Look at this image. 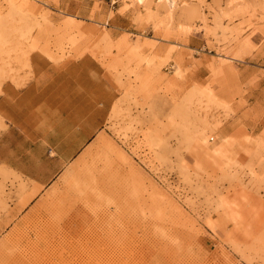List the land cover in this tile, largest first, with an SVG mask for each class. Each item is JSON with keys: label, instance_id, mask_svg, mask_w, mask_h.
Segmentation results:
<instances>
[{"label": "rangeland", "instance_id": "374dc122", "mask_svg": "<svg viewBox=\"0 0 264 264\" xmlns=\"http://www.w3.org/2000/svg\"><path fill=\"white\" fill-rule=\"evenodd\" d=\"M59 8L0 0V86L23 87L41 59L54 72L89 57L114 97L99 124L87 96L83 142L60 143L45 112L9 138L0 264H264V128L243 127L233 108L245 63L264 57V0Z\"/></svg>", "mask_w": 264, "mask_h": 264}, {"label": "crops", "instance_id": "0c3cea01", "mask_svg": "<svg viewBox=\"0 0 264 264\" xmlns=\"http://www.w3.org/2000/svg\"><path fill=\"white\" fill-rule=\"evenodd\" d=\"M93 1L100 3L103 0H57V3L61 10L71 14L77 11L85 15L88 11L84 8L90 7ZM105 5L104 12L107 10V4ZM112 10L117 9L112 8ZM128 18L127 13L115 14L110 24ZM112 30L120 31L121 28L114 27ZM38 59L31 57V61L36 65ZM41 60L45 66L33 72L32 79L23 87L15 88L9 82H3L0 86V117L6 127L0 131V161L5 164H8L7 160H9L6 156L8 151L6 144L16 133V129L23 127L24 121L41 118L38 115L45 112L46 115L42 118L54 122L53 126L65 130L61 135L65 139L59 140L60 143H80L86 139L82 130L86 126V110L83 107L87 103V96L99 98L95 100L99 102L100 107L97 113L99 124L103 122L108 105L114 97L113 90L103 79L102 70L89 57L70 62L64 69L54 72L49 70L48 62ZM251 79L255 81L249 85L248 81ZM241 81L245 83L244 94L241 97L243 105L233 107L236 117L234 120L238 119L243 127L258 132L264 128V57L257 56L254 61L245 63L241 72ZM71 128L78 129L75 132L77 139H68ZM8 166L16 167V164H8ZM33 199L34 197L28 202Z\"/></svg>", "mask_w": 264, "mask_h": 264}, {"label": "bare ground", "instance_id": "6f19581e", "mask_svg": "<svg viewBox=\"0 0 264 264\" xmlns=\"http://www.w3.org/2000/svg\"><path fill=\"white\" fill-rule=\"evenodd\" d=\"M54 204V203H53ZM57 209V208H56ZM55 212H57L56 210H55ZM53 213V212H52ZM51 215V214H50ZM47 220V219H46ZM45 222V221H44ZM49 222V221H48ZM39 224H41V223H39ZM51 224V223H50ZM45 225V224H44ZM42 226V225H41ZM34 227V226H33ZM38 227V226H37ZM45 228V227H44ZM48 228V227H47ZM34 229H35V227H34ZM37 229V228H36ZM35 229V230H36ZM41 229V228H40ZM43 229V228H42ZM46 231V230H45ZM47 231H49V229L47 230ZM51 231V230H50ZM33 232V231H32ZM38 232V231H37ZM37 232H35V233H37ZM41 232V231H40ZM43 232V231H42ZM48 233V232H47ZM41 234V233H40ZM43 234H44V232H43ZM43 234H41V235H43ZM52 234V233H51ZM33 235H34V233H33ZM32 235V236H33ZM39 234L37 233V235H35V237H37ZM30 236V235H29ZM47 236V235H46ZM34 238V237H33ZM39 238V237H38ZM47 238V237H46ZM43 239H45V238H43ZM39 240V241H38ZM37 241L38 242H36V243H34V244H36L35 246H33L32 247V249H35V250H39V248L40 249H42L41 247H45L46 246V244H47V242L46 241H44V240H41V239H38ZM16 243V242H15ZM26 243V242H25ZM32 243V242H31ZM49 244V243H48ZM8 245V244H7ZM33 245V244H32ZM31 245V246H32ZM24 246V244L22 245V243L20 244V243H17V244H14L13 246H12V248H13V250L14 251H17V250H19V252H22V251H20L21 249H22V247ZM29 246V245H28ZM11 248V249H12ZM31 248V247H30ZM49 248V247H48ZM24 250V249H23ZM26 251V250H25ZM46 251V250H45ZM24 252V251H23ZM9 254V253H8ZM12 254H14V253H12ZM18 255H19V253H18ZM0 262H2V261H0Z\"/></svg>", "mask_w": 264, "mask_h": 264}, {"label": "built area", "instance_id": "2783aa9c", "mask_svg": "<svg viewBox=\"0 0 264 264\" xmlns=\"http://www.w3.org/2000/svg\"><path fill=\"white\" fill-rule=\"evenodd\" d=\"M209 141H211V139H209Z\"/></svg>", "mask_w": 264, "mask_h": 264}]
</instances>
